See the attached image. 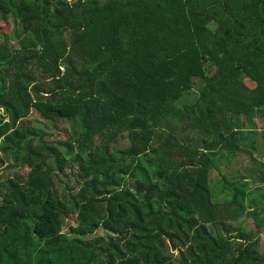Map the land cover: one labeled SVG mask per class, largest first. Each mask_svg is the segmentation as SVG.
Listing matches in <instances>:
<instances>
[{"label":"trees","instance_id":"16d2710c","mask_svg":"<svg viewBox=\"0 0 264 264\" xmlns=\"http://www.w3.org/2000/svg\"><path fill=\"white\" fill-rule=\"evenodd\" d=\"M0 38V264H264V0H0Z\"/></svg>","mask_w":264,"mask_h":264},{"label":"rangeland","instance_id":"374dc122","mask_svg":"<svg viewBox=\"0 0 264 264\" xmlns=\"http://www.w3.org/2000/svg\"><path fill=\"white\" fill-rule=\"evenodd\" d=\"M9 24L12 25L11 21L9 22ZM1 26L3 28V31L6 32L8 25L2 23ZM0 40H2V38H0ZM9 44H10V46H13V47L15 46L13 41H9ZM193 98H194L193 92L187 96L188 101L192 100ZM181 102H182V100L178 104H180ZM1 115H2V112L0 111V116ZM35 118L39 119L37 117V115L34 114V116L30 117L29 120H34ZM242 119H244V118H242ZM38 121H40V120H38ZM34 127L42 130L45 134V138L48 139V141H55V142H63L67 136V133L65 131H68V125L67 124H64V125L57 124L55 127H52L50 125V123H47L44 121H41L40 125H34ZM187 134L189 136H191V132L188 130V132L182 133V137H186ZM126 143H128L127 139L120 140V144H126ZM226 162L229 163L230 160H228ZM241 165H243V164H241ZM226 166H228V165H225L223 162V166H222L223 170L222 171L224 173H227L230 175V173L234 170L232 168L233 166L230 165L229 168H227ZM74 169L75 168H73V167L68 168L66 170V173L69 174V177H67L66 179L61 178V181H62V184H67V186H69V188L76 190L77 184L75 183V174H74L75 170ZM27 172H28V169L26 167L22 166L20 161H18V163H15L11 159H8L7 162L5 163V165L0 169V183L6 181L9 178H14L16 175H20V176L25 177ZM218 179H219L218 175L212 174V176H211L212 181L219 182ZM58 189L60 190L59 187H58ZM261 194H263V193H257L256 195L258 197H260ZM260 200H262V202H263L262 198ZM261 209L263 212H261L260 215H263L264 214V208L261 207ZM75 222H76V218L74 215L70 216V218L67 220L68 225H74ZM239 223L245 224L249 229L255 228V223L253 221V218L250 216H246V215L243 216L241 218V220L239 221ZM104 234H105V232L103 230H99L97 232V235H99V236L104 235ZM259 249H260V252H264V226L259 229Z\"/></svg>","mask_w":264,"mask_h":264},{"label":"crops","instance_id":"0c3cea01","mask_svg":"<svg viewBox=\"0 0 264 264\" xmlns=\"http://www.w3.org/2000/svg\"><path fill=\"white\" fill-rule=\"evenodd\" d=\"M243 123L245 124L244 132H247V135L244 137L245 151H242L244 152L242 154V157L240 152V156H238L236 158V161H234L236 164L243 165L237 168L236 164H232L235 167V172L238 173L240 169L241 174L244 170H249L252 167H258L256 165V162H261V164L264 166V114L262 115V117L255 118L253 120L246 118L243 120ZM249 124H252L254 126L253 129H251ZM246 179L251 182L250 177H247ZM249 186H252V184H250ZM253 188L254 185L251 187V189Z\"/></svg>","mask_w":264,"mask_h":264}]
</instances>
